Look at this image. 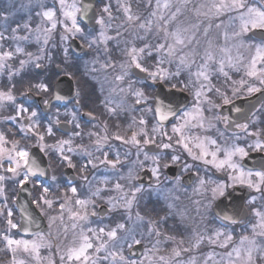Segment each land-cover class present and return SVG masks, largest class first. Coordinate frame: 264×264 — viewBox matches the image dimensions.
<instances>
[{
    "label": "clouds",
    "instance_id": "obj_1",
    "mask_svg": "<svg viewBox=\"0 0 264 264\" xmlns=\"http://www.w3.org/2000/svg\"><path fill=\"white\" fill-rule=\"evenodd\" d=\"M48 2L55 7V0ZM114 3L115 13L112 7L110 9L114 19L109 27L115 38L99 49H89L85 43L84 49L64 54L61 71L51 82L55 84L60 75L71 73L72 78L60 85L66 93V102H70L69 112L71 109L78 114L92 112L99 124L108 120L121 132L127 128L122 121L133 118L149 121V134L154 143L151 147L141 145L139 156L135 148L110 143L107 151L120 154L122 167L117 169L103 165L104 172L99 166L84 171L80 167L82 163L77 162L72 179L79 187L80 197L88 198L92 203L89 204L88 219L76 228L72 227L67 209L63 221L57 219L50 225L49 217L59 213L58 207L48 209L43 204L36 205L35 222L40 221L42 225L47 221L46 233L52 241V247L44 255V264L48 258L55 264H76L62 257L68 248L79 242L81 231L90 233L97 246L104 242L109 245V251L114 250L107 230L118 224L131 225L135 219L133 215L129 220L125 208L113 206V198L120 197L115 188L117 183L128 193L136 187L143 188L135 211L150 217L159 227L158 233L151 226L136 227L133 236L141 240L144 250L147 249L143 259L133 258L136 246L127 247L132 238L121 232L122 239L116 243L130 262L189 264L194 258L195 264H264V236L251 228L255 218L250 211L252 206L248 204L255 195L256 207H260L264 205V198L234 179L240 169L253 173L264 170V148L253 147L255 138L248 135L250 128H264V82L258 77H250L246 71L249 63L256 59L257 50L264 49V0H114ZM125 6L131 8V20L124 11ZM2 16L4 13L0 12ZM93 28L88 23L84 35L92 33ZM133 47L137 49L135 55L142 67H137L128 54ZM258 64L264 69V61H258ZM121 76L123 79L119 78ZM249 88L258 91L249 92ZM137 90L143 92L142 98L135 96ZM121 102L126 111L116 115L106 111V103ZM160 107L171 113L167 120H160L157 111ZM197 110L203 112V125L187 117L188 113ZM182 124H186L183 138L173 131ZM245 125H248L247 129ZM153 128L158 131L153 132ZM202 143L207 144L210 151L220 154L225 147L238 144L248 155L235 156L233 163L238 166L235 170L230 166L217 167L211 162V155L202 156ZM164 144L169 147L164 148ZM87 147L89 151L94 150L93 140L88 138ZM95 157L97 165H101V156L95 154ZM53 164L59 171L52 175L56 177L55 181L50 179L46 183L51 184L56 189L53 193L62 198L72 183L62 182L63 162L53 160ZM129 164L135 166V175L131 178L127 175ZM157 164L158 177L151 171ZM145 169L150 170L151 176L145 174ZM218 186L223 189L222 195L213 191ZM97 187L101 189L100 193L91 195ZM39 191L34 187V199ZM75 199L73 197V201ZM73 207H76L74 203ZM179 213H183V217ZM226 215L237 217L239 222L225 221ZM217 230L222 233L219 239L215 235ZM165 233L184 237L179 257L171 255V249L179 244V240H167ZM193 233L199 234V247L191 242ZM97 235L101 240L95 239ZM226 236L232 239L223 244ZM243 236L257 244L250 262L246 255L237 256L234 251L240 247ZM185 248L188 251H183ZM92 254L96 259L95 250ZM161 256L166 259L161 261ZM24 260L25 264H37L28 254ZM0 264H11L2 240ZM97 264H112L108 251L101 250Z\"/></svg>",
    "mask_w": 264,
    "mask_h": 264
},
{
    "label": "snow or ice",
    "instance_id": "obj_2",
    "mask_svg": "<svg viewBox=\"0 0 264 264\" xmlns=\"http://www.w3.org/2000/svg\"><path fill=\"white\" fill-rule=\"evenodd\" d=\"M38 7L42 9L38 15L42 18L41 23L50 22L51 28H37L34 31L36 32L35 40L40 42L43 40L44 45H47L49 40L52 38V33L57 29L58 23H60L57 16V9L55 7L46 8L43 3L38 2ZM90 5H85L82 9L77 0H72V3H68V0H59V10L62 11V15L67 19L71 20V27L65 23V33H70L72 36L79 35L84 41V44H87L89 49L92 48H101L103 46H107L110 42L115 38L112 34H110V22L114 19L111 14V5H106L101 9L100 18L98 20L99 31H95L84 35V28L80 26L78 22V15L81 11L84 12L85 16H87V12L89 11ZM124 11L128 14V19H132V11L130 6H125ZM104 14H107L106 16ZM107 17V19H106ZM5 23H7L8 17H3ZM255 26V22H254ZM30 30V25L25 22L22 25L18 24L16 29H13V33L19 31L20 29ZM13 39L16 37L13 36ZM61 40L68 39L67 34L61 35ZM21 40H28L27 36L20 37ZM4 40L3 32H0V41ZM38 51H44L43 48ZM143 51L142 49L140 50ZM24 48L17 46L15 51H2V45H0V73H3L5 69H10L12 67L11 64L8 63L16 53H23ZM137 52L136 48L129 49V56L131 60L136 64L137 67H142L139 63L137 56L135 55ZM29 57L28 60H21L20 67L15 70L16 74H19L20 71L25 67L26 64L31 63L33 60L39 61L41 60L40 56H34L32 53H26ZM65 55H67V49H65ZM258 61H264V49L257 50L256 59H254L247 66V74L250 77H258L264 82V69L259 67ZM96 62V59H93V63ZM42 64H35L34 67L40 68L43 67ZM65 75H71V73H65ZM9 80L13 78V73H8ZM201 76H205L204 73H201ZM123 79V76L119 77ZM35 79L39 80L38 83H33L32 79H29L26 82V87L35 88L38 92L47 96L50 92L52 93V99L56 101H66L67 97L61 94V91H53V88H59V84L53 85V83L49 80L45 81L39 77H35ZM243 83V81H241ZM7 90H0V101H9L13 104V111L17 112V116H7L4 117L5 120H15L18 116H22L25 112H30V115L25 117L26 120L31 121L24 130L27 132L30 129L35 132V138L40 148L45 150H55L59 153L60 157H62V162H67V165L71 168H76L77 163L74 162L73 157L71 155L66 154L76 152L77 150L82 154L88 157V164H81L80 167L82 170L87 171L89 168L88 165H91L92 168L97 167L95 152H100L101 157L99 159V164L105 165L110 169H117L122 167V162L119 159V152H114V155L110 156L109 153L111 151H103L104 147L110 144L111 140L120 142L121 145H127L132 148H135L136 154L140 155V146L141 145H152L154 140L152 136L149 134V121L140 119L136 120L135 118L131 119L127 125V128L121 132L120 128L110 123L108 120L100 121V130L97 131H86L81 128L80 123L78 122V113L74 110L72 112H65V116L71 117V122L74 123L75 128H80V131H75L73 129L72 135L67 139H58L54 144L45 143L46 136L47 137H55L57 132L55 130V126L61 123L59 109L55 114V119L49 121L48 126L43 130L44 134H41L40 126L36 123V119L38 117L37 111H32L30 108H25L24 104H16V96L13 94V90L16 88L15 84L4 85L3 86ZM258 91L256 88H249V92ZM79 93L77 92V95ZM199 94V93H198ZM143 92L137 90L135 96L137 98L143 97ZM27 99H31V96H28ZM227 102V100L225 101ZM45 104H49L48 100L44 101ZM4 105L0 104V108H3ZM49 107L51 105L49 104ZM106 111L111 113L112 115H116L119 111H126L123 103L108 105L106 103ZM159 112L160 120H167L171 115L170 112L165 111L163 107L157 109ZM89 117L96 119L95 115L92 112L87 114ZM189 120H198L201 125L204 124V115L202 111H195L187 114ZM68 122V121H65ZM186 127V124L179 125L173 129L176 133H178L183 138V129ZM245 129L248 128V125L244 126ZM153 132L158 131L156 128L152 129ZM87 135L90 140H93V151H89L87 145L80 143L74 144V138L83 139V135ZM248 135L254 137L253 147L257 149L264 148V128L259 129L258 131H252L248 133ZM94 138V139H93ZM5 133L0 132V169H3L4 174H0V196H3L5 201L8 200L6 195L5 183L9 180H15L17 186L21 187V190L26 188L28 182H32L34 187L37 180L40 177H44L47 175L48 170L44 167H41L40 164L31 156L29 150H27L26 146H20L19 143L15 140L11 141V147H5ZM215 143V141H213ZM164 148H168V144L163 145ZM185 147H188L187 143H185ZM201 154L204 158H207L211 155V162L214 163L217 167L230 166L234 170L238 167L233 160L237 154L241 157H246L248 155L247 150L244 147L236 144L231 147H225L223 150V154H220L215 151H210L209 146L207 144L202 143L200 145ZM47 154V151L45 152ZM137 163H143L142 161H137ZM7 164V167H5ZM51 167V164L49 165ZM153 175L159 176V168L158 164L151 169ZM39 174V176L37 175ZM127 175L129 178L135 175V166L129 164ZM85 181H87V176L83 177ZM56 177L51 176V180L55 181ZM237 183L244 185L250 189H252L255 193H259L262 198H264V170L256 171L253 173L252 171L245 172L243 169H240L237 175L234 177ZM105 183H107V178H105ZM204 182L201 181V187H203ZM115 188L118 192H120V197L113 198L112 203L113 206H121L125 208L128 212L129 220H132L133 215H135V219L133 220L131 225L126 224H118L115 227L107 230V237L112 242V248L114 250L109 251V245L107 243L101 242L99 246L93 243V237L90 233H85L81 231L79 235V242L75 244L73 247L68 248L66 250L65 255L62 257L66 258L68 261H74L76 264H97L98 255L101 250L108 251L109 256L111 257L112 264H134V262H130L129 258L122 255V249L118 248L117 241L122 239L121 232L127 234L128 237L132 238V243L127 244V247L132 248L135 246H142V242L140 239H136L133 236V233L136 230V227L139 225H144V227L151 226L154 231L159 232L158 223L154 222L150 217H145L141 215L138 211H135L138 208V200L139 194L143 192L142 187H136L131 193L123 192L122 186L117 183ZM79 187L76 184H73L63 193V196L54 194L53 187L51 184L45 186L43 182L40 183V191L35 199V203L37 206L43 204L48 209H52L54 207H58L59 213L55 216L49 217V224L51 225L57 219L63 221L64 216L63 213L67 209L69 219L73 221L72 227L76 228L81 221H86L88 219L89 213V204L92 201L88 198H81L79 195ZM101 189L97 187L91 195L95 196L100 193ZM215 193L223 194V189L221 187H217L213 190ZM71 193V195H69ZM52 195V198H49ZM73 197H76L75 201H73ZM257 196H253L248 204L251 205V214L255 218V222L251 224V228L257 232L258 235L264 236V205L260 207H256ZM31 203V202H29ZM73 203L76 207H73ZM169 207H173L169 205ZM43 211V209H41ZM22 217L21 220L23 223H18L14 220L13 211L7 207L6 204H0V217H3V221L5 222L6 231L3 232L2 241L5 244V247L8 251H10L12 259L11 264H25V260L19 258L18 253H26L30 255L37 264H44L45 257L41 254V250H48L52 247V241L49 239V235L46 232L40 231L34 233V239L32 240H24V239H14L12 233L13 229H19L23 232H29L32 228V225L35 224V219L33 213L29 211V209L21 206ZM247 213H245L246 215ZM183 217V213H179ZM225 221L230 222L232 224L238 223V218L232 215H226L223 218ZM101 232L105 231V229H100ZM167 240L175 241L179 240V244L171 249V255L175 257H179L181 255L182 249L180 244L184 243V237L176 235L172 233H165ZM216 238L219 239L222 233L217 230L215 233ZM96 240H101V237L97 235L95 237ZM232 239L231 236H226L224 238L223 244H227ZM194 246L199 247L200 245V237L198 233L192 234V241ZM93 250L97 254V258L93 257ZM257 250L256 241L251 239L250 237L243 236L240 238V247L234 249L237 256L242 254L247 256L248 261H251L252 254ZM183 251H188L187 248L183 249ZM147 252V249H145ZM107 258V257H106ZM161 261H164L166 258L161 256ZM169 260L171 257L168 258ZM47 264H55L54 260L51 258L47 259ZM189 264H195V259L192 258L189 261Z\"/></svg>",
    "mask_w": 264,
    "mask_h": 264
},
{
    "label": "flooded vegetation",
    "instance_id": "obj_3",
    "mask_svg": "<svg viewBox=\"0 0 264 264\" xmlns=\"http://www.w3.org/2000/svg\"><path fill=\"white\" fill-rule=\"evenodd\" d=\"M24 3H25V0H18V5L15 4L16 7L14 5H12V7L10 8L9 3L7 2V0H4V2L2 0H0V12L4 13V16L0 17V19H2L5 16L10 15L11 14V10H12V12H14L15 8H16L17 11H19L22 8ZM19 17H20V15L18 16V18ZM10 19L11 18L8 19L9 23H7L6 26H4L2 24L0 26V31L3 32L4 36L6 35L8 37L7 41L6 40H4V41L2 40V43H3V45L5 47H8L11 44V40H9L11 38ZM110 34L113 35L112 30H110ZM51 41L53 43L55 42L54 35H53V39ZM81 41H82V39H81ZM82 42L84 43V41H82ZM31 48L35 52L34 48L30 47V49ZM52 53H53L52 57L49 56L48 54L45 55V59L44 60L48 64L47 65L42 64V65H44L43 68L53 69V70L55 69V71H56V67L60 66L59 59H58L59 58V54H58L57 50L55 51V54H54V51ZM71 53H72V51H71ZM21 60H26V56L19 57V59L16 60V61H10V64L11 65L14 64L15 68L16 67L18 68V66H20V61ZM50 73L52 74L53 72L51 71ZM50 73L47 76V78H45V81H47V80L52 81V79L54 78L55 73L53 74V76ZM56 73L59 74L57 71H56ZM26 75H28V72L26 70H24L19 75L14 76L11 79V81L9 80V78L4 76L2 78V80H3L2 83L5 84V85H10V84H13L14 82H16L18 84V87L13 90V94L16 96L15 103L17 105L18 104H24L25 108H30L32 111H37L38 112L39 115L35 119H36V123L40 126L41 134H44L43 130L48 126L49 121H52V120L55 119V114L57 112V109H59L61 123L59 125L55 126V130L57 132V135L55 137H47L46 136L45 143L51 145V144L56 143L58 139H61V138L67 139L68 137H70L72 135L73 129H75V131H80L81 129L80 128H75L74 123L71 122V117L64 115V113L66 111L69 112V103L70 102L53 101L50 104L51 107H49L46 112H43V110L39 107L37 101H31V100L27 99L28 92H27V90L24 87V83L26 82V78H25ZM60 76H62V75H60ZM68 76L70 77V79L72 78L71 75H68ZM59 79H60V77H59ZM35 82L38 83L39 80L35 81ZM57 82L55 84H53V85H56ZM54 90H55V87L53 88V91ZM35 94L40 96V97H43L45 100L47 99L48 102L50 101V99L52 97V93L51 92L47 96L43 95L42 93H40L38 91L35 92ZM6 103H7V106H5L3 108H0V132L5 133V137H6L5 143L9 144L11 146V141L15 140V141H17L19 143L20 146H22V147L26 146L27 147V140L28 139H30V140L34 139L36 141L35 132L33 130H31V129L29 131H27V132L24 130V128L28 124V120L25 119L26 115L22 119L21 118L19 119L17 117V119H15V120H5L4 117L13 116V115H16V113H17L16 111H13L12 102L6 101ZM45 105H47V104H45ZM74 110L75 109H71V111H74ZM25 113H28V112H25ZM65 121H68V122H65ZM78 122L80 123L81 128L85 130V132L89 131V130L90 131L100 130L102 132V129L100 127L99 122L96 119H93L92 117L87 116L86 114H78ZM129 122H130V120L129 121H122L121 123H124L125 127H126L127 123H129ZM62 125H65V127H63ZM258 130L259 129L250 128L248 130V133H251L252 131H258ZM80 143H83L85 145L88 144V136L86 134L83 135V139L82 140L79 139V138H74L73 147L76 144H80ZM110 143L114 144V145H117V146L121 145L120 142L114 141V140H111ZM37 146L40 148L38 143H37ZM150 147H151V145H150ZM40 149L44 152V154L47 151V154H45V155L47 157L48 164L49 165L51 164V167H49L50 171H51V176L54 175V174H57L59 170L55 169V165L53 164V160H55L57 163H60V162H62V157H60L59 153L56 152L55 150H51V149L45 150V149H42V148H40ZM103 151L107 152V145L104 147ZM66 154L71 155L73 157L74 162H76V163L77 162H81L82 164H86V165L88 164V157L85 156V155H82L78 150L76 152H72V153H67L66 152ZM95 154L97 156H101L100 152H96ZM109 155L110 156L114 155V152H110ZM63 165H64V167H63L64 176L62 178V182L64 184H68V183H72V185L75 184L76 183L75 180L66 177V171H67V169H71L72 173H74L73 175L75 176L76 169L69 167L67 165V162H63ZM98 166L100 167L101 172L106 171L104 169L103 165H98ZM88 167L91 168V165H88ZM93 171H95V170L93 169ZM77 180H78V178H77ZM41 182H43L45 186L49 185V183H46V181H43V179L39 178V180H37L36 183H35L36 187L39 188V189H40V183ZM55 190L56 189L53 188V191H55ZM144 253H145V251H144ZM142 258H143V256L138 258V259H142ZM134 259H137V258H134Z\"/></svg>",
    "mask_w": 264,
    "mask_h": 264
},
{
    "label": "rangeland",
    "instance_id": "obj_4",
    "mask_svg": "<svg viewBox=\"0 0 264 264\" xmlns=\"http://www.w3.org/2000/svg\"><path fill=\"white\" fill-rule=\"evenodd\" d=\"M2 1L4 2V0H2ZM80 1L81 0H77V3H78L79 6H80ZM7 2L9 3L10 8L12 7V5H14V6H15V4L18 5V0H7ZM39 2L43 3L46 6V8H52L53 7V6L51 7V6L48 5V3H49L48 0H39ZM68 3H72V0H68ZM55 5H56L55 8L57 9V16H58V19H59L60 23H58L57 29L52 33L51 40L53 39V35L54 34L59 33V36L56 35L54 37L55 42L53 43V45H52V47L50 49L51 52L50 51L49 52L48 51H46V52L45 51H42V52L38 51L41 48H43V49L46 48L47 45H44L43 40H41L40 42H37L35 40V35H36V32L34 31L35 29H37L38 27L39 28H44V27L51 28V23L50 22H46V23H43V24L41 23L42 18L38 15V13H40L42 11V9L40 7H38L37 0H25V3L23 4L22 8L19 11H17L16 8H15L14 12H12V10H11V14L7 16L8 19L11 18L10 19L11 38L9 39V40H11V44L8 47H5L3 45V43H2V41H0V45H2V51H4V52L13 51L14 52L15 48L17 46L24 48V52L23 53H16L10 60H8V63L10 64V61H16V60L19 59V57H23V56H26V60H28L29 57L26 55V53H29V52L32 53L34 56H40L41 57V60H39V61L33 60L31 63L26 64L25 67L20 71V73L22 71H24V70H26L27 72H29V71L31 72V70L37 69V67H34V65L37 64V63L47 65L48 63L44 60L45 59V55L48 54L49 56L52 57L53 56L52 50H54V49L57 50L58 46L60 44H62L63 49H64V51H62V56L65 54V49H67V52L70 53L69 52V47H68L70 39L79 37V35L72 36L70 33H65L64 25H65V23H67V25L69 27H71V20L67 19L66 17H64L62 15V11L59 10V0H55ZM106 5H111V7L113 8V12L115 13L114 0H107L105 4H102L100 6L101 9L104 6H106ZM100 14H101V11H100ZM19 15H20V17L18 18ZM104 15L106 16L107 14H104ZM78 17H79V15H78ZM8 19H7V23H9ZM25 22H27L30 25V30H24V29L21 28L19 31H16V32L13 33L12 30L16 29L18 24L22 25ZM78 22H79V18H78ZM7 23H5L3 18L0 19V26H1V24L6 26ZM80 26L82 27L81 24H80ZM96 31H99V24H98V28H97ZM63 34H67L68 35V39L66 41L65 40H61V38H60L61 35H63ZM13 36H15L16 38L13 39L12 38ZM23 36H27L28 40H21L20 37H23ZM4 40H6V41L8 40V37L6 35L4 36ZM30 47H33L35 52L32 50V48L30 49ZM19 67L20 66H18V68ZM14 68H15V66L13 64L10 69L6 68L3 73H0V90H7V89H5L3 87L5 84L2 83V81H3L2 78L4 76L9 78V76H8L9 72L13 73V77L20 74V73L16 74L15 70L17 69V67L15 69ZM13 84L16 85V88L18 87V84L16 82H14ZM0 104H3L4 107L7 106L6 101H0ZM25 115L27 117L28 115H30V112L23 113L22 116H18V118L22 119V118L25 117ZM13 116H17V113H16V115H13ZM29 123H31V121H28V124ZM4 146L7 147V148L11 147L9 144H6V143H5ZM27 150H29L28 147H27ZM5 167H7V164H5ZM1 170L3 171V169H1ZM6 195H7V193H6ZM0 204H6L7 207L12 210V207L10 206L9 202L5 201L3 196H0ZM14 219H15V217H14ZM2 220H3V217H0V233H2V235H3V232L6 231V228L4 226L5 225L4 221H3L4 223L1 224ZM13 230H15V229H13ZM13 230H12V233H10V234L13 235L14 239L32 240V239L35 238V237H32L31 239H25V238H21V237H15L14 234H13L14 233ZM2 235H0V240H2ZM41 254L43 256L46 255L47 254V250H43L42 249L41 250ZM26 255H27L26 253H22L21 252V255H19V258L25 259ZM8 256H9V259H12L10 251H8ZM144 256H145V253L143 255V258H144Z\"/></svg>",
    "mask_w": 264,
    "mask_h": 264
},
{
    "label": "water",
    "instance_id": "obj_5",
    "mask_svg": "<svg viewBox=\"0 0 264 264\" xmlns=\"http://www.w3.org/2000/svg\"><path fill=\"white\" fill-rule=\"evenodd\" d=\"M101 0H82L81 2V7L82 9L84 8L85 5H90L91 7L89 8V11L87 12V16H85L84 12L81 11V19L88 25V23H91L94 28L97 26V17H98V13L96 10V3L99 2ZM90 18V19H89ZM71 48L74 50H81L84 49L83 44L78 40V39H73L71 41ZM40 70H42V67L40 68ZM58 70L61 71L60 67H58ZM65 80H70L69 77L64 76L62 78H60V80L57 82V84H59V88H55V91H61L62 95H65L66 93L64 92V89L60 86L62 84L63 81ZM33 98H37L33 95H30ZM39 100V102L42 104L43 103V99L41 98H37ZM55 99H51L50 101L52 102ZM46 109V107H45ZM63 127H65V125H62ZM31 156L37 160V162L40 164L41 167H44L48 170L47 175L42 177L46 180L50 179V170L48 167V163H47V159L45 157V155L42 153V151L38 148V147H33L31 149ZM74 173H72L71 169H67L66 171V177L72 179L74 177L73 175ZM145 174L148 176H151V173L149 170H145ZM39 176V174H37ZM77 179V178H76ZM31 202V203H29ZM16 206L20 212V223H23V221L21 220L22 217V211H21V206H23L24 208L29 209L30 212H34V210L38 211V209H36V205L34 203L33 200V191H32V186L31 184L28 182L26 185V188L24 190H21V188L19 189L17 198H16ZM35 219V217H34ZM48 229V224L47 221H44L41 225L40 221H36L35 224L32 225V228L29 232H23L21 230L20 233L22 235H26V236H31L34 235V233L36 232H46ZM136 254L134 255L135 258L137 257H141L143 252H144V248L142 246H136Z\"/></svg>",
    "mask_w": 264,
    "mask_h": 264
},
{
    "label": "trees",
    "instance_id": "obj_6",
    "mask_svg": "<svg viewBox=\"0 0 264 264\" xmlns=\"http://www.w3.org/2000/svg\"><path fill=\"white\" fill-rule=\"evenodd\" d=\"M98 9L99 10H101V7L100 6H98ZM60 31V30H59ZM62 50H63V46H62V44H60L59 46H58V52H59V60H60V63H63V60H62ZM50 70V71H49ZM53 72L52 74H54V73H56L55 72V69L53 70V69H47L44 73H38V71L37 70H35V69H33V70H31V72L29 71L28 72V75H26L25 76V78H28V80L29 79H32V81L35 79V77H39V78H44L45 76H48L47 74L48 73H50V72ZM27 80V81H28ZM35 81H38L37 79H35ZM24 85H26V82L24 83ZM25 87V89H27V90H29V88L28 87H26V86H24ZM32 89V88H31ZM35 187H36V185H35ZM37 188V187H36ZM5 189H6V193H7V197H8V202H9V204H10V206L12 205V206H14V199H15V196H16V194H17V189H18V186H17V184H16V181L15 180H9V181H6V183H5ZM14 217H15V221L16 222H18V216H17V211L15 210V212H14ZM2 223H4L3 222V220L1 221V224ZM5 226V225H4ZM13 234H14V236L15 237H19L20 235H19V233H18V231H17V229H15V230H13Z\"/></svg>",
    "mask_w": 264,
    "mask_h": 264
}]
</instances>
